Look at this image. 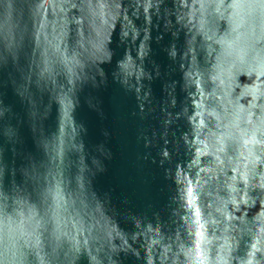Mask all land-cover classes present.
<instances>
[{"label": "water", "instance_id": "obj_1", "mask_svg": "<svg viewBox=\"0 0 264 264\" xmlns=\"http://www.w3.org/2000/svg\"><path fill=\"white\" fill-rule=\"evenodd\" d=\"M0 264H264V0H0Z\"/></svg>", "mask_w": 264, "mask_h": 264}]
</instances>
